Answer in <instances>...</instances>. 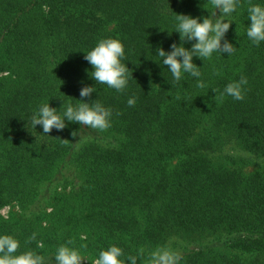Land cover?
<instances>
[{"label":"trees","instance_id":"1","mask_svg":"<svg viewBox=\"0 0 264 264\" xmlns=\"http://www.w3.org/2000/svg\"><path fill=\"white\" fill-rule=\"evenodd\" d=\"M204 3L0 0V209H18L0 214V234L19 240L17 254L54 264L67 245L91 264L116 245L147 264L167 246L180 264H264V42L245 35L248 0L227 33L235 53L193 60L207 88L173 81L155 55L181 43L175 14L207 16ZM102 38L122 42L133 77L122 93L97 84L84 98L113 110L111 127L32 128L41 103L59 110L94 86L84 55ZM242 75V101L213 100Z\"/></svg>","mask_w":264,"mask_h":264},{"label":"clouds","instance_id":"2","mask_svg":"<svg viewBox=\"0 0 264 264\" xmlns=\"http://www.w3.org/2000/svg\"><path fill=\"white\" fill-rule=\"evenodd\" d=\"M211 10L207 16L193 17L191 15L175 14L173 32L179 35L181 43L170 45V50L165 51L163 47L155 50V55L160 58V64L166 66L173 81L179 82L190 76L195 80V87L205 89L208 87L202 79L201 67L193 63L194 58L201 61L211 60L213 55L227 57L232 56L236 47L227 39V33L233 23L234 14L242 5V0H205ZM219 13V14H218ZM247 21L245 35L253 46H260L264 42V0L252 3L248 0ZM168 32V31H167ZM169 33V32H168ZM169 34V35H171ZM194 41V43H193ZM190 43L191 47H185ZM125 49L122 42L115 38H102L93 48L85 52L84 60L91 66L86 70L88 77L95 82L94 86L84 84L80 88L77 104L62 103L60 109L51 107L49 102L41 103L30 118L32 128L39 125L44 134L62 131L69 123L97 131H106L111 127L113 110L105 107L97 99L86 102L84 98H90L96 93V85H106L107 88L122 93L128 86L129 73L132 71L123 63ZM133 79V77H132ZM248 80L241 76L215 93L213 100L223 103L226 97L235 101L245 98ZM179 99V97H176ZM76 100V99H75ZM136 103L135 97L127 100V105L133 107ZM43 135V134H42ZM35 239V233L30 238ZM20 242L14 236L0 234V264H44V258L32 251H24L17 254ZM123 249L116 245H110L107 249L99 251L98 256L91 264H137V257L129 255L125 258ZM84 258L80 252L67 245H60L53 253L54 264H82ZM181 255L178 251L167 246H159L152 250L148 256L147 264H180Z\"/></svg>","mask_w":264,"mask_h":264},{"label":"rangeland","instance_id":"3","mask_svg":"<svg viewBox=\"0 0 264 264\" xmlns=\"http://www.w3.org/2000/svg\"><path fill=\"white\" fill-rule=\"evenodd\" d=\"M0 75H5V74H0ZM253 169H254V167H252V166H246V168H244L245 171H251ZM11 213H18L17 207H4V208L0 209V214L4 218H8V216L11 215Z\"/></svg>","mask_w":264,"mask_h":264}]
</instances>
